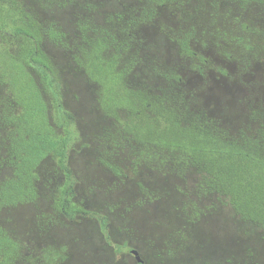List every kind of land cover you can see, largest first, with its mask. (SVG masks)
I'll use <instances>...</instances> for the list:
<instances>
[{"label": "rangeland", "instance_id": "374dc122", "mask_svg": "<svg viewBox=\"0 0 264 264\" xmlns=\"http://www.w3.org/2000/svg\"><path fill=\"white\" fill-rule=\"evenodd\" d=\"M156 1L72 0L50 8L26 3L39 23H51L70 38L80 23L115 35L127 45L125 57L137 63L131 87L175 99L178 113L186 108L189 118L206 120L230 137L264 128V3ZM144 11L151 19L132 24ZM242 24L253 33L252 52L236 44ZM184 39L193 57L181 51ZM43 46L55 68L62 112L73 117L78 135L68 153L73 193L64 200L105 217L107 237L96 220L60 213L64 177L48 159L37 171L38 200L0 214L1 226L22 247L19 264H46V253H55V264H264L262 230L241 221L227 202L201 195L194 171L177 157L140 153L119 133L120 124L100 114L96 87L68 54ZM174 76L178 81L169 78ZM48 102L52 115L56 106ZM0 136L3 180L9 174ZM121 137L124 143L114 140Z\"/></svg>", "mask_w": 264, "mask_h": 264}, {"label": "trees", "instance_id": "16d2710c", "mask_svg": "<svg viewBox=\"0 0 264 264\" xmlns=\"http://www.w3.org/2000/svg\"><path fill=\"white\" fill-rule=\"evenodd\" d=\"M32 1L46 8L72 2ZM26 2L0 0V135L2 132V165L9 174L0 180V214L4 209L38 200L37 171L42 163L53 159L64 177L60 213L69 220L76 215L96 220L107 237L105 217L64 200L73 193L68 153L78 135L73 117L62 112L55 68L44 52L46 43L68 54L76 70L96 87L100 114L120 124L119 133L129 137L140 153L166 152L177 157L194 171L201 195L227 202L241 221L264 232V128L252 135L230 137L206 120L189 118L186 108L178 113L175 99L164 93L149 97L131 87L128 80L137 63L125 57L127 45L115 35L80 23L77 36L70 38L51 23H39ZM156 2L163 4L162 0ZM149 12L133 18L132 24L149 21ZM251 34L242 24L236 44L244 51L252 52ZM180 49L185 56H194L187 40L180 42ZM200 62L205 60L201 58ZM169 78L178 81L176 76ZM48 99L56 106L52 115ZM114 140L124 143L122 137ZM23 258L19 242L0 224V264H19ZM56 258L55 253L45 254L46 264L57 263Z\"/></svg>", "mask_w": 264, "mask_h": 264}, {"label": "water", "instance_id": "95a60500", "mask_svg": "<svg viewBox=\"0 0 264 264\" xmlns=\"http://www.w3.org/2000/svg\"><path fill=\"white\" fill-rule=\"evenodd\" d=\"M131 254H133L135 256V259L138 263H141L142 261L140 260L138 254L135 251H131Z\"/></svg>", "mask_w": 264, "mask_h": 264}]
</instances>
